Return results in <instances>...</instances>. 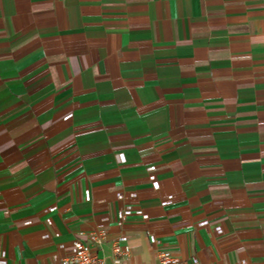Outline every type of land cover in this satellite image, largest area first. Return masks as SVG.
Instances as JSON below:
<instances>
[{
  "label": "crops",
  "instance_id": "1",
  "mask_svg": "<svg viewBox=\"0 0 264 264\" xmlns=\"http://www.w3.org/2000/svg\"><path fill=\"white\" fill-rule=\"evenodd\" d=\"M99 224L122 264H264V0H0L7 264Z\"/></svg>",
  "mask_w": 264,
  "mask_h": 264
},
{
  "label": "built area",
  "instance_id": "2",
  "mask_svg": "<svg viewBox=\"0 0 264 264\" xmlns=\"http://www.w3.org/2000/svg\"><path fill=\"white\" fill-rule=\"evenodd\" d=\"M172 195H168L161 201L162 205L170 203ZM145 217L142 209L126 206L119 211L117 222L122 224L128 217ZM217 227H214L216 229ZM211 226H208V230ZM107 237V230L104 225L99 224L97 228L87 232H79L78 237L73 241L72 250L69 254L63 256L59 264H122L124 258L129 256L130 249L122 242L121 238H115L111 241L109 248V258L99 254V248ZM156 242L155 238H151ZM158 264H186L184 260L174 256L168 250L157 251ZM195 263V258H191ZM0 264H7L5 251L0 248Z\"/></svg>",
  "mask_w": 264,
  "mask_h": 264
},
{
  "label": "rangeland",
  "instance_id": "3",
  "mask_svg": "<svg viewBox=\"0 0 264 264\" xmlns=\"http://www.w3.org/2000/svg\"><path fill=\"white\" fill-rule=\"evenodd\" d=\"M70 118V113L69 114H66L65 116H64V119H66V120H68Z\"/></svg>",
  "mask_w": 264,
  "mask_h": 264
}]
</instances>
